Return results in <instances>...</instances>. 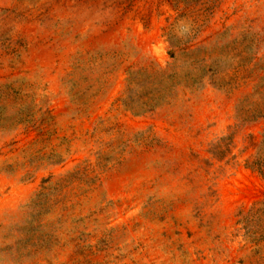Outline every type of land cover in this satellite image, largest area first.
I'll return each mask as SVG.
<instances>
[{"label":"rangeland","instance_id":"1","mask_svg":"<svg viewBox=\"0 0 264 264\" xmlns=\"http://www.w3.org/2000/svg\"><path fill=\"white\" fill-rule=\"evenodd\" d=\"M0 264H264V0H0Z\"/></svg>","mask_w":264,"mask_h":264}]
</instances>
